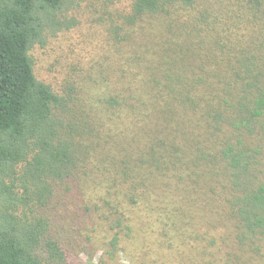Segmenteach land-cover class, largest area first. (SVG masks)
<instances>
[{"label":"trees","instance_id":"trees-1","mask_svg":"<svg viewBox=\"0 0 264 264\" xmlns=\"http://www.w3.org/2000/svg\"><path fill=\"white\" fill-rule=\"evenodd\" d=\"M114 1L78 125L31 53L84 1L0 0V264H68L83 223L110 261L264 264V0Z\"/></svg>","mask_w":264,"mask_h":264},{"label":"rangeland","instance_id":"rangeland-1","mask_svg":"<svg viewBox=\"0 0 264 264\" xmlns=\"http://www.w3.org/2000/svg\"><path fill=\"white\" fill-rule=\"evenodd\" d=\"M83 1L80 6L78 2V6L70 7L69 11L66 12V18L75 21L73 27L67 31L56 32L51 39L46 40L44 46H35L31 53L36 79L48 84L54 92L65 98V106L69 112L64 111V115L67 116V114L73 112L67 119L78 125L79 94H72V92L74 93L77 89V85L81 87L84 83L87 87L86 92L90 94H94L93 91L95 89L106 87L107 83L103 85L102 82H99L93 89V84L95 79L99 81L98 72L102 70V66L106 67L111 64L109 60L111 42L102 27L105 23L102 22L104 10L101 6V2L108 0ZM127 7L128 0H115L105 10L112 19H116L117 12L124 13L127 11ZM69 23L71 24L72 22ZM131 47V45H128L126 47L127 51L125 49L124 51L118 50L117 60L126 59V54L129 56ZM111 50L113 53L114 47ZM133 54H136V48L133 49ZM112 68L116 73L114 76L108 73V84L116 85L118 88L116 93L123 96L122 90L125 89V85L130 79L129 77L123 79L119 77L120 73L118 72L123 68V64L118 67V63L114 62ZM93 75H96V78L92 77ZM141 119L146 118L141 117ZM107 123L110 124L111 122L107 121ZM124 125L129 127L126 119ZM72 134L76 137L75 132H72ZM125 134L131 135V132L127 130ZM69 186L75 190L79 198V193L76 191L77 186L74 183L69 184ZM75 200H77L76 196L73 201ZM83 225H79V229H76V232L74 231L72 239H70L71 253L68 264H129V261L121 252H118L114 261H110L102 252V247L104 248V246L101 244L104 234L98 231L99 236L95 232L93 234L90 229H85L87 228V223H83ZM85 230L88 231V236L91 238L90 241L85 236ZM200 232L194 234L200 235L203 233Z\"/></svg>","mask_w":264,"mask_h":264}]
</instances>
